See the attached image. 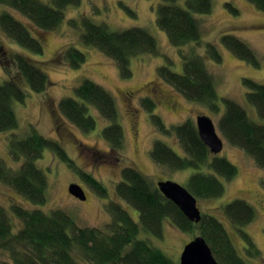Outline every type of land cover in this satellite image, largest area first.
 Returning a JSON list of instances; mask_svg holds the SVG:
<instances>
[{"label":"trees","instance_id":"trees-1","mask_svg":"<svg viewBox=\"0 0 264 264\" xmlns=\"http://www.w3.org/2000/svg\"><path fill=\"white\" fill-rule=\"evenodd\" d=\"M249 1L264 11V0ZM0 4L17 10L27 19L23 20L11 10H2L0 28L5 35L42 54L45 50L43 33L58 29L66 19L68 7L81 6L82 0H0ZM227 6L238 13L232 3ZM213 9V0H160L157 24L167 33L171 44L180 49L184 70L176 72L170 65L163 64L158 66L157 73L186 99L207 106L213 114L219 115L218 127L224 139L242 149L264 170V82L243 79L246 101L256 108L259 120L241 102L219 95L215 77L206 62L208 57L222 60L217 46L207 42L205 53L197 51L204 44V31L197 15L210 14ZM128 10L135 15L131 8ZM78 17L71 19V24L80 28L81 41L113 58L125 76L133 74L132 58L161 53L157 38L146 27L137 25L113 30L107 23L96 22L87 14ZM222 40L239 58L259 66L260 59L248 43L233 34H225ZM3 54L4 50L0 51L8 79L0 83V132L19 128L16 103H23L28 98L26 87L43 92L51 82L44 63H38L37 58L18 53L9 58L14 67L7 68ZM61 54L62 60L75 68L87 60L86 52L73 44ZM6 58L8 60V56ZM19 79H23L24 84ZM90 106L111 121L102 129V135L113 150L119 151L125 143V131L119 120L117 101L108 89L85 79L75 88L74 96L59 101L58 108L69 122L89 132L97 125ZM143 106L152 112L157 128L163 133L174 134L181 146V152H177L167 142L156 139L151 157L171 170L194 169L186 187L197 199L224 196L225 181L238 173L237 165L221 153L211 152L192 118L169 127L160 115L153 112L155 102L151 98H145ZM9 148L13 159L20 161V165L15 168L0 159V182L35 204L48 201L49 180L45 170L37 164L46 148L52 149L56 156L76 170L96 193L108 197V189L101 180L78 166L60 141L44 136L34 126L23 136L13 133ZM156 183L136 167L125 166L116 185L124 205L119 200L108 199L106 208L110 220L103 226H81L61 208L47 211L14 202L11 209L22 223L15 230L12 214L0 204V252L9 257L5 264H179L152 241V237H164L167 223L193 232L195 236L203 235L221 264H245L246 258L240 254L226 223L218 215L202 210L201 220L191 221ZM128 205L136 209L137 218L131 214ZM222 210L241 230L248 253L256 254L258 248L244 227L256 218L257 207L239 196L223 205Z\"/></svg>","mask_w":264,"mask_h":264},{"label":"rangeland","instance_id":"rangeland-1","mask_svg":"<svg viewBox=\"0 0 264 264\" xmlns=\"http://www.w3.org/2000/svg\"><path fill=\"white\" fill-rule=\"evenodd\" d=\"M213 2L214 9L210 14L197 15L204 31V44L199 46L197 51L200 54L205 53L207 42L217 46L222 54V60L217 61L208 57L206 62L215 77L219 95L241 102L251 114H256L257 119L261 120L256 108L246 101L247 90L243 79L264 82V11L249 0H213ZM228 3H232L239 10L238 13L232 12L227 6ZM159 4L160 0H82L81 6L68 7L66 19L58 29L43 33L45 50L42 54L17 44L0 28V51L4 50L2 57L7 68L12 65L9 58L15 57L16 54L30 55L37 58L38 63H44L51 81L43 92H34L26 87L29 92L28 98L23 103H16L19 128L0 132V159L17 168L20 161L13 159L9 139L13 133L17 136L25 135L30 127L34 126L44 136L60 141L76 164L101 180L108 189V197L99 195L76 170L56 156L52 149L46 148L43 156L37 160V164L45 170L49 180L47 203L35 204L0 182V204L12 214L15 230H18L22 223L11 209L14 202L47 211L61 208L81 226H103L110 220L106 208L108 199L119 200L124 205L117 194L116 185L121 179L125 166L136 167L155 182L160 179H171L187 186V180L195 172L194 169L171 170L151 157L150 151L156 139L167 142L177 152H181V146L174 134L163 133L157 128L152 119V112L143 106L145 98H151L155 102L153 112L160 115L169 127L189 118L196 121L199 114L205 113L214 119L222 136L218 127L219 115L213 114L207 106L186 99L171 84L158 76V66L163 64L170 65L176 72L184 70L180 49L171 44L167 33L157 24ZM128 7L135 12V15L128 10ZM5 9L13 11L27 21L17 10L0 4V12ZM81 14L91 16L96 22H105L113 30L137 25L146 27L157 38L161 53L132 58L133 74L125 76L113 58L81 41L80 28L71 24V19L79 18ZM225 34H233L248 43L260 59L259 66L239 58L227 48L222 40ZM69 44L78 46L87 54L86 62L78 68L62 60L61 53ZM5 55L8 56L9 61ZM7 79L8 72L0 60V83ZM85 79H91L108 89L117 101L119 120L125 131V143L119 151L113 150L110 142L102 135V129L111 121L103 118L94 106H90V112L95 116L97 125L89 132L69 122L58 108L59 101L74 96L75 88ZM19 81L24 84L23 79ZM158 91H162L163 96ZM134 121H136L135 128H133ZM224 140L225 147L221 155L237 165L238 173L232 179L225 181L224 196L198 199L199 206L204 213L216 214L226 223L240 254L246 258L245 264H264V170L242 149ZM73 182L84 187L87 193L86 200H81L69 192V185ZM239 196L246 198L257 207L256 218L244 227L258 248V252L253 255L245 249L246 242L241 230L229 221L222 210L223 205ZM127 208L135 218L138 217L134 207ZM194 236L193 232L180 230L167 223L164 237L162 239L152 237V241L168 256L179 261L184 246ZM6 260H9V257L0 252V264H5Z\"/></svg>","mask_w":264,"mask_h":264},{"label":"water","instance_id":"water-1","mask_svg":"<svg viewBox=\"0 0 264 264\" xmlns=\"http://www.w3.org/2000/svg\"><path fill=\"white\" fill-rule=\"evenodd\" d=\"M196 126L202 141L214 154H220L225 146L223 137L219 134L214 119L205 113L196 118ZM160 191L178 205L183 213L193 222L202 218V210L197 197L183 184L171 180L157 181ZM69 191L74 196L86 200L87 193L84 187L76 182L69 185ZM179 264H221L215 257L213 250L203 235H196L189 241L181 253Z\"/></svg>","mask_w":264,"mask_h":264},{"label":"flooded vegetation","instance_id":"flooded-vegetation-1","mask_svg":"<svg viewBox=\"0 0 264 264\" xmlns=\"http://www.w3.org/2000/svg\"><path fill=\"white\" fill-rule=\"evenodd\" d=\"M153 88V87H152ZM152 90V89H151ZM158 93L160 94V95H162L163 96V92L162 91H158ZM136 127V121H134V123H133V128H135Z\"/></svg>","mask_w":264,"mask_h":264},{"label":"bare ground","instance_id":"bare-ground-1","mask_svg":"<svg viewBox=\"0 0 264 264\" xmlns=\"http://www.w3.org/2000/svg\"><path fill=\"white\" fill-rule=\"evenodd\" d=\"M216 127H217V126H216ZM217 130H218V129H217ZM219 134H220V133H219ZM19 136H20V135H19ZM223 139H224V138H223ZM224 141H225V140H224ZM224 147H225V146H224ZM223 150H224V149H223ZM85 191H86V190H85ZM69 192H70V191H69ZM72 195H73V194H72ZM75 197H76V196H75ZM77 198H78V197H77ZM79 199H80V198H79ZM81 200H82V199H81ZM198 203H199V202H198ZM192 239H193V238H192ZM192 239H191V240H192Z\"/></svg>","mask_w":264,"mask_h":264}]
</instances>
